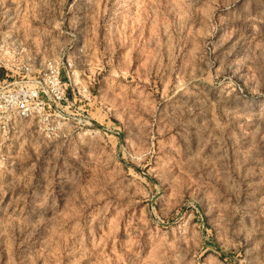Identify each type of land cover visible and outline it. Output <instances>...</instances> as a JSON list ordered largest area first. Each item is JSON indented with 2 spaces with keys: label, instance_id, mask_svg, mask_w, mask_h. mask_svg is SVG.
I'll return each mask as SVG.
<instances>
[{
  "label": "rangeland",
  "instance_id": "1",
  "mask_svg": "<svg viewBox=\"0 0 264 264\" xmlns=\"http://www.w3.org/2000/svg\"><path fill=\"white\" fill-rule=\"evenodd\" d=\"M61 56L0 114V264H264V0H0V81Z\"/></svg>",
  "mask_w": 264,
  "mask_h": 264
},
{
  "label": "built area",
  "instance_id": "2",
  "mask_svg": "<svg viewBox=\"0 0 264 264\" xmlns=\"http://www.w3.org/2000/svg\"><path fill=\"white\" fill-rule=\"evenodd\" d=\"M73 69V61L61 56L49 60L32 78L0 81V114L7 121L15 122L42 115L47 106L60 109L69 101V89L73 90ZM77 92L80 91L77 89ZM83 92H90V88L84 87Z\"/></svg>",
  "mask_w": 264,
  "mask_h": 264
},
{
  "label": "crops",
  "instance_id": "3",
  "mask_svg": "<svg viewBox=\"0 0 264 264\" xmlns=\"http://www.w3.org/2000/svg\"><path fill=\"white\" fill-rule=\"evenodd\" d=\"M71 91H73V90L70 88L69 91H68V95H69V92H71Z\"/></svg>",
  "mask_w": 264,
  "mask_h": 264
},
{
  "label": "trees",
  "instance_id": "4",
  "mask_svg": "<svg viewBox=\"0 0 264 264\" xmlns=\"http://www.w3.org/2000/svg\"><path fill=\"white\" fill-rule=\"evenodd\" d=\"M2 73H3V71H2V70H0V77H1Z\"/></svg>",
  "mask_w": 264,
  "mask_h": 264
}]
</instances>
